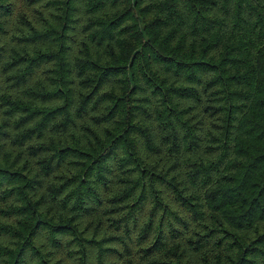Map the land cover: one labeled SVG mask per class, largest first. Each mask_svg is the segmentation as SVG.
Masks as SVG:
<instances>
[{"label":"trees","instance_id":"obj_1","mask_svg":"<svg viewBox=\"0 0 264 264\" xmlns=\"http://www.w3.org/2000/svg\"><path fill=\"white\" fill-rule=\"evenodd\" d=\"M0 264H264V0H0Z\"/></svg>","mask_w":264,"mask_h":264}]
</instances>
